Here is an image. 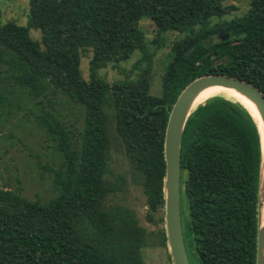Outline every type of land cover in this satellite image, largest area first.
I'll return each mask as SVG.
<instances>
[{
    "label": "trees",
    "instance_id": "obj_1",
    "mask_svg": "<svg viewBox=\"0 0 264 264\" xmlns=\"http://www.w3.org/2000/svg\"><path fill=\"white\" fill-rule=\"evenodd\" d=\"M224 1L28 0L26 26L3 23L0 11V123L34 124L56 160L40 166L50 182L46 198L29 200L11 178L0 189V264H144L152 237L167 250L164 136L179 95L199 77L224 75L264 96V0H249L246 14L230 21L222 18L235 7ZM144 18L154 24L151 42L140 29ZM31 30L41 32L39 41ZM220 33L230 38L213 44ZM169 34L181 37L171 43L155 97L151 45L164 47ZM87 50L85 80L80 64ZM134 53L140 55L134 80L99 77ZM110 127L154 233L114 200L126 179L112 169ZM260 132L244 106L221 96L199 104L185 123L180 174L201 264L256 263Z\"/></svg>",
    "mask_w": 264,
    "mask_h": 264
},
{
    "label": "rangeland",
    "instance_id": "obj_2",
    "mask_svg": "<svg viewBox=\"0 0 264 264\" xmlns=\"http://www.w3.org/2000/svg\"><path fill=\"white\" fill-rule=\"evenodd\" d=\"M223 5L224 7H235V10L222 18V20L230 21L246 14L249 9V0H225ZM0 11L3 23L13 22L19 26H26L28 23V0H0ZM140 29L146 35L148 42L154 39L155 28L150 19L144 18L140 22ZM29 36L32 40L39 41L41 32L31 30ZM167 36L169 41L164 47L158 48L151 45V50L155 51V55L151 63L150 94L155 97L161 96V77L165 71L167 61L170 59L171 43L181 37L177 34ZM211 39V42H213L212 37ZM217 50L221 52L219 48ZM91 56V51L87 50L81 58L80 70L85 80L89 79ZM139 59L140 55L134 53L126 62L110 64L100 70L99 77L107 83L134 80L138 75V71L134 70L133 67ZM73 119V117L70 118V121H73ZM110 134H112L113 172L116 175L124 176L126 179V186L119 195L120 198L114 200L118 203L122 202L133 209L137 214L139 224L145 227L149 233H154L155 226L149 224L145 218L147 213L145 197L141 188L131 181L129 163L122 145L113 133L112 127H110ZM55 163L53 151L48 148L44 135L34 124L20 118L13 119L3 126L0 123V189L3 188L7 179L11 178L13 188L18 187L21 194L29 200H35L37 197L46 198L51 194L49 192L50 182L47 179V174L42 173L40 166H53ZM184 177L183 173L180 174V218L183 242L189 264H201L195 249L193 233L188 227L187 204L182 188ZM16 178H18V181H16ZM143 260L144 264H172L168 259V250L159 247L153 237L150 240V246L143 250Z\"/></svg>",
    "mask_w": 264,
    "mask_h": 264
},
{
    "label": "water",
    "instance_id": "obj_3",
    "mask_svg": "<svg viewBox=\"0 0 264 264\" xmlns=\"http://www.w3.org/2000/svg\"><path fill=\"white\" fill-rule=\"evenodd\" d=\"M212 38V43L219 44L221 41H227L230 36L228 33H220L213 35ZM214 86L232 89L252 103L262 124L263 133L260 132L262 137V162L258 189V229L255 264H264V220L263 222L261 220V211L264 205V96L256 87L249 83L224 75H209L195 79L179 95L168 117L164 136L165 177L163 180L164 223L168 254L172 264H189L183 242L180 218L181 139L188 117L198 106L194 107L196 98L203 90ZM241 105L244 106L243 104ZM244 108L246 107L244 106Z\"/></svg>",
    "mask_w": 264,
    "mask_h": 264
},
{
    "label": "bare ground",
    "instance_id": "obj_4",
    "mask_svg": "<svg viewBox=\"0 0 264 264\" xmlns=\"http://www.w3.org/2000/svg\"><path fill=\"white\" fill-rule=\"evenodd\" d=\"M215 96H221V97H224L226 99L237 101V102H240L241 104H243L250 111L253 118L258 123V126L260 127L261 132L263 133L262 124H261L260 118L258 116V113H257L254 105L252 103H250L248 100H246L239 93H237L236 91H234L232 89H227V88L218 87V86L207 88V89L203 90L198 95V97L196 98V101L194 103V107L203 103L207 99L215 97ZM263 148H264V143H263ZM261 220H262V222L264 220V205H263L262 211H261Z\"/></svg>",
    "mask_w": 264,
    "mask_h": 264
}]
</instances>
